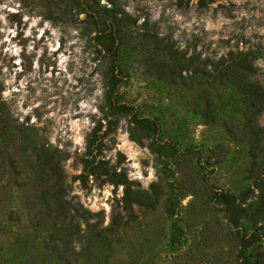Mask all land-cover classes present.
Segmentation results:
<instances>
[{"label": "rangeland", "instance_id": "374dc122", "mask_svg": "<svg viewBox=\"0 0 264 264\" xmlns=\"http://www.w3.org/2000/svg\"><path fill=\"white\" fill-rule=\"evenodd\" d=\"M242 53L254 54V78L264 84V0H0V101L14 118L0 138L18 178L30 173L27 192L33 183V261L53 264V253L40 249L48 222L36 201L51 184L48 168L27 158L42 145L59 160L68 197L102 211L92 250L74 245L80 264H239L257 252L264 259V226L237 256L236 228L215 199L249 188L250 200L255 182L264 187V109H244L228 74ZM206 98L217 114L210 122ZM251 141L259 144L254 158ZM98 159L125 171L154 204H133L127 223L112 227V216L124 214V187L89 172ZM4 164L0 155V171ZM0 176V184L10 180L7 169ZM4 194L0 187V202ZM240 225V233L251 230ZM13 236L0 232V264Z\"/></svg>", "mask_w": 264, "mask_h": 264}, {"label": "trees", "instance_id": "16d2710c", "mask_svg": "<svg viewBox=\"0 0 264 264\" xmlns=\"http://www.w3.org/2000/svg\"><path fill=\"white\" fill-rule=\"evenodd\" d=\"M210 1L212 0H197V3L199 6H204ZM118 11L122 12L120 9ZM162 47L167 55L176 56V50L169 42L163 41ZM253 57L254 54L242 53L227 66L230 67L231 71V73H228L230 80H233L235 87L243 94L244 109L252 110L253 114H257L264 109V84L254 78L257 69L253 65ZM164 62L160 63L161 69L164 67ZM221 64L222 59L213 61L211 63L212 70L218 69ZM204 108L206 110L204 121L210 122L217 118L216 112H213L210 98H206ZM10 120H14V118L11 117L7 105L0 101V128L4 129L10 126ZM26 135L29 136V132ZM234 135L236 137L238 134L235 132ZM4 142L5 140L0 138V155L6 163L2 166L0 174L7 169L10 172V180L2 178V184H0V187L6 192L1 197L0 202L2 205L0 232L2 231L3 234L11 233L15 236H13L12 242H6L7 244L3 247V258L5 259L3 263L38 264L33 261V230L40 224V220L34 219L33 183L30 186L31 191L27 192L25 186L28 183L27 179L30 177V173L27 172L25 177L18 178L20 169L16 166L14 157L7 152L9 148ZM249 146L250 154L254 158L259 144L251 141ZM23 149H26V145L23 146ZM33 156L39 164V170H42L44 166L48 168L43 179L44 183L51 181V184L41 186L36 197V201L44 205L48 222L46 232L40 241V249L53 253V255L47 256L51 257L50 261H53V264H80L77 260L74 245L77 243L81 246V249L89 248L92 250L95 245L93 239L99 236L98 227L102 221V211H91L83 207L77 200L68 197L63 170L52 150L43 145L32 146L27 153L28 160L33 161ZM91 163H89L91 174L99 178L102 176L101 181L107 180L115 185L122 184L124 187L122 197L124 214L117 212L112 216V227L127 223L128 218L133 215V204L138 206H152L154 204L155 199L153 196L137 187L138 183L135 180L128 179L122 169L116 170L115 167L109 166L103 159H98L95 164ZM132 185L136 186L132 187ZM255 185L258 192L250 200H246V193L249 188L241 190L238 194L223 191L215 192V199L222 204L227 226L236 228L234 233L238 243L235 249H237L236 253L239 257L243 254V250L257 239L258 229L264 226V187L258 186L256 182ZM124 216L126 218H123ZM75 217H79L83 221V228H80L79 224L72 220ZM67 220L68 222H65ZM243 221L251 228L247 233H240V223ZM86 264L100 263L96 261ZM239 264H264V259L257 252L252 260L243 255Z\"/></svg>", "mask_w": 264, "mask_h": 264}]
</instances>
